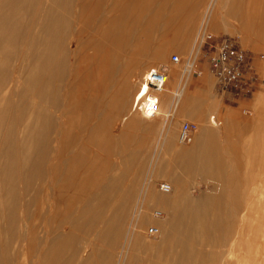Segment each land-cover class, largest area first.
<instances>
[{
    "label": "bare ground",
    "instance_id": "bare-ground-1",
    "mask_svg": "<svg viewBox=\"0 0 264 264\" xmlns=\"http://www.w3.org/2000/svg\"><path fill=\"white\" fill-rule=\"evenodd\" d=\"M189 1L0 0V264L113 263L143 170L142 148L128 156L123 153L129 152V134L152 126L160 113L157 109L152 115L142 103L135 104V95L131 112L116 124L113 109L106 112V97L119 86V71L128 70L121 95L116 91L112 102L116 109L118 105L125 109L129 80L136 81L130 69L164 60L162 51L151 47L157 35L195 30L197 19L181 16ZM253 29L260 27H239L243 33ZM165 85L170 87L168 78ZM190 94L188 86L176 92L163 87L157 93L159 104L170 109L161 115L162 151L173 157L172 165L161 170H169L166 177L178 187L182 180L176 169L214 176L209 170L212 155L195 153L207 144L205 125L201 124L191 148L185 147L187 153L173 144L177 121L171 118ZM221 133L218 140L223 143ZM189 152L190 156L184 155ZM109 155L122 160L113 167ZM52 160L54 168L49 171ZM172 185L168 193H173L163 197L159 212L168 221L160 233L162 249L157 247L160 243L137 238L130 245L132 251L144 244L154 252L155 264L164 258L167 264H217L220 253L207 249L223 246L236 220L226 223L216 199L188 208L193 204L187 207L188 199L180 198L185 192L176 194L178 188ZM177 196V206L167 202ZM143 220L140 226L146 224ZM25 228L28 243L19 249L15 243L24 238ZM241 229L235 231L236 243L243 242ZM130 236L129 232L124 249Z\"/></svg>",
    "mask_w": 264,
    "mask_h": 264
},
{
    "label": "rangeland",
    "instance_id": "rangeland-1",
    "mask_svg": "<svg viewBox=\"0 0 264 264\" xmlns=\"http://www.w3.org/2000/svg\"><path fill=\"white\" fill-rule=\"evenodd\" d=\"M181 16L188 18L192 17V19L196 18L195 30H189L187 32L179 30L167 33L166 35L160 32L161 34L157 35L156 41L153 42L151 47L152 49L162 51L164 60L159 62V64L154 61H147V63L142 66L136 65L130 69L132 73L131 79L135 78L136 81L133 82L136 83H131L129 80V104L125 109L122 108L121 105H118L116 109L112 102H114L116 91L121 95L123 81L128 76V70L122 68L119 71V86L115 85L111 93L106 97V101L108 102L106 112L113 109L116 114L115 122L117 124V121H121L124 116L129 115L131 112L134 96L139 87L137 80L142 73L149 67H158L165 70L170 84V87L164 86L166 90L171 89L173 92H176V90L178 91L188 86L192 92L186 104L181 107L180 111L174 113V117L171 118V121H177L173 132V144L182 147L181 153L183 154V152H185V147L186 149L189 147L191 148L200 130L201 124L205 125L209 132V137L207 139H213L214 142L219 145V149H215V151H219L214 152L219 156L213 154V151L208 147L205 148V151H197L195 153H199V155H197L198 157L206 153L212 155L213 158L211 157V162L213 161L215 164L212 163L209 170L214 176L207 175L202 177L203 175H201V173H196L198 171L197 169H195L196 172L194 170V173L189 174H183L182 171L178 169H176L177 171L173 170L175 172L179 171L178 173L182 174H180V176L177 173V176L181 177L180 180H182V183L180 181V187L175 184L172 185V181L166 177L169 170L164 167L166 171L168 170L166 173L164 169L161 170V166H169L172 163L173 157L170 158L168 155H163L164 151L162 150H164V148L162 147L165 145V140L163 142L165 138L161 121L164 119L163 117L169 113L170 109L168 107L164 109L163 103H160L158 108L160 116L151 122L152 126L143 125L141 126L142 128L134 129V131L131 130L133 133L130 132L131 134L129 135L132 136V140H130L129 148L126 149L129 152L123 153L128 156L134 149L139 150V148H142L140 151H142V157L144 156L143 170L139 182L140 188H138L137 194L133 199L130 215L125 223L124 239H121V246L119 245L117 248L116 256L112 264L156 263V259H152L154 252L152 251L151 253L148 251L144 244L133 251L130 245L133 244V241L137 238L141 241L149 239L150 242L156 245L160 243V246L158 245L157 247H159L158 249L160 250L162 249L161 244L163 243V238L160 237V233H162V235L164 234L162 230L165 229L168 221H163L162 218L164 215H161V213L159 215V212L163 211L161 207V205H163V197L165 195L171 196L173 191L172 193L162 192L160 190L161 183H168L175 186L176 189L178 188L175 190L176 194L185 192L184 194L186 196L184 197V195H181L180 198L183 196L182 198L184 200L188 199L186 200L187 202H184L186 205L190 203L187 207L193 204L188 208H191L196 203V205L199 206L205 202L207 203L210 199H216L218 202V206L216 205L218 208H216L225 214L226 223L232 224V219H234V221L236 220L234 222V229L229 233L228 239L223 246L207 249L209 251H215L217 255L220 253L219 256L221 257H219V262L217 264H264V0H190L184 6V11L181 13ZM248 25L254 27L258 25L260 29H253L251 32L244 33L239 30L240 26ZM208 33L213 35L225 33L230 35L240 34L243 46L252 51L254 57L253 63L255 64L256 71L261 81L251 96L241 98L238 101H232L231 98L228 99L224 95L221 96L216 93L213 81L208 73V63L204 56L206 48L202 47L201 44V38ZM173 54L180 57L179 64H173L171 62L170 58ZM130 56L131 55H128L127 57ZM188 57L195 59L196 63V67L189 72L183 70V65ZM137 70L139 71L137 72ZM196 70H201L202 75L197 76ZM124 75L125 79L123 80ZM174 76L175 78H173ZM17 82L22 84L23 80L18 78ZM244 110H248L249 114H245L243 112ZM221 116L224 117L225 120L221 121ZM183 123H190L194 128L190 133V140L181 144L178 143V135L179 129ZM218 124H221V127H219ZM126 125L123 128H125ZM217 128L222 130H217ZM224 129L226 131H223ZM216 132L218 134H216ZM219 132H223L221 133V138L224 137V141L222 140L223 143L219 141ZM200 153L202 154L200 155ZM189 154H192V152L184 155ZM107 157L109 160L111 159L110 161L113 167L116 163L119 164L121 159H118L119 157L117 155H109ZM162 157L163 159L161 160ZM174 160L175 158L173 161ZM53 163V160L49 163V171L54 168ZM131 168L132 166H130V169ZM146 185L150 187L149 191L147 187V190L145 189ZM175 188H173V190ZM149 192L151 194H149ZM178 198L177 196L175 199L167 202L171 203V205H176L179 203ZM159 200L162 201L160 202ZM171 201H173V203ZM185 204L183 206L184 208ZM53 211L55 213V210ZM248 216L249 218H247ZM143 218H145L146 224L140 226L139 224L142 222L141 220H143ZM244 219L245 221H243ZM50 224L52 226L55 225V221L50 222ZM243 225H245V227ZM150 226H157L160 229L157 236L149 237L147 235V229ZM241 228H243V232L246 236H243V242L236 243V232L238 233V230H242ZM129 232L131 234L130 238H132L127 245L128 248L124 249V245L127 244ZM28 235V230L25 228L24 238H22L20 242L15 243L17 248H24L26 243H28ZM154 239L156 242H154ZM248 241L251 244H249ZM83 246L82 244V247ZM23 258L22 256L20 257L21 260ZM164 259L166 260V258ZM165 260L161 263L167 264Z\"/></svg>",
    "mask_w": 264,
    "mask_h": 264
},
{
    "label": "built area",
    "instance_id": "built-area-1",
    "mask_svg": "<svg viewBox=\"0 0 264 264\" xmlns=\"http://www.w3.org/2000/svg\"><path fill=\"white\" fill-rule=\"evenodd\" d=\"M201 44L206 48L204 56L216 93L235 100L251 96L261 79L253 63V53L243 46L241 35L208 33L201 38ZM170 60L173 64L180 63V57L176 54L171 55ZM195 67V59L188 57L183 65V70L189 72ZM196 75L201 76L202 71L196 70ZM166 79L167 72L165 70L158 67L146 69L139 79L135 104L142 103L146 111H150L154 115L159 106L157 93L163 89ZM243 112L249 114L248 110ZM193 128L192 124L183 123L179 129V140L181 142L189 141ZM160 190L167 193L171 190V186L168 183H161ZM159 232L160 229L157 226H150L147 229L149 237L157 236Z\"/></svg>",
    "mask_w": 264,
    "mask_h": 264
},
{
    "label": "crops",
    "instance_id": "crops-1",
    "mask_svg": "<svg viewBox=\"0 0 264 264\" xmlns=\"http://www.w3.org/2000/svg\"><path fill=\"white\" fill-rule=\"evenodd\" d=\"M225 34H227V33H225ZM226 98H230L229 96H225ZM232 99V101L233 100H235V99H233V98H231ZM238 100H240V99H238ZM238 100H236V101H238ZM198 145H199V142H198ZM206 147H208L209 149H211L212 151H215V149L216 148H218L219 149V145H217L215 142H214V140L213 139H210V140H208L207 141V146H206V144H204V145H202L201 147H198L196 150H195V152H197V151H205L206 149ZM219 150H217V152H218Z\"/></svg>",
    "mask_w": 264,
    "mask_h": 264
}]
</instances>
